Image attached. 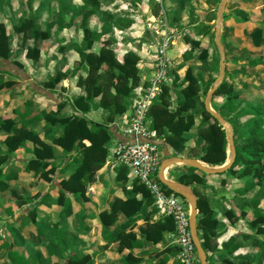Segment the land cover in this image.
<instances>
[{"label":"rangeland","instance_id":"rangeland-1","mask_svg":"<svg viewBox=\"0 0 264 264\" xmlns=\"http://www.w3.org/2000/svg\"><path fill=\"white\" fill-rule=\"evenodd\" d=\"M99 2L100 10L95 16L90 18L87 27L89 31H100L103 12H107L113 16V20L110 22L112 31L109 35H105L99 42H95L89 52L97 56L101 49V43L106 41L108 42L110 40V46H114V49H116L115 52L113 50L112 51L115 53L117 58H124L126 55H128V53H131V55H134L137 58L138 62L140 57L137 56V52H134V50L130 49L129 47L134 43H140L141 45L145 42V47L149 56L148 62H150V72L146 78H144V81H142V76L139 77V84L144 82V84L140 85V88H143L146 84V81L149 80L153 75V62L156 56V47L159 43V39H157L158 37H156V35L152 33L151 30L155 28L157 23H159V20H161L162 16L166 15L167 21L170 23V25H177L187 30L191 29V27L197 26L195 24H198V26L203 28L212 29V33L210 35V49L203 50L201 52V56H199L200 54H193L194 51H192L190 52L192 58L188 60L184 56L182 59L177 56L174 57L176 51L180 49L178 44L173 47V50L169 51V55L173 62L172 73H176L178 77V80L173 82V75L171 74L169 84L167 85L169 89V111H174L178 106V103L182 100L181 92L187 85V83L183 82L187 70H191L192 75L197 79L199 86L200 100L195 104L194 107L188 109L185 112V114L193 115L194 124L191 127L190 132L186 135L189 142L186 144L183 154L186 151H192L194 149V145H199L201 147L203 143L200 141V138L194 131L202 121L201 113L205 110V96L218 77L220 57L218 49L216 47L215 49L212 47L214 46L213 35L216 22V12L221 0H99ZM66 5L80 6V0H67ZM30 7L32 9L35 8V10L43 16L44 20L41 21L40 31H44L47 21L52 22L58 17V0H0V24H3L6 27V33L8 35L14 34L12 32L13 25L18 23L20 17H27V12ZM238 12L243 13L244 17L246 18L237 16L236 13ZM72 15L73 13L69 9H66L63 15V21H69ZM247 21H249L250 24H247ZM37 22L39 23L40 19L37 20ZM80 24L81 16H78L75 19L73 26L63 30L62 33L57 30V25H54L52 27V34L54 36L52 43L49 45V47H47V49L43 50L42 54L38 49V56L35 62L37 61L40 66L41 60L43 59H56L61 61V59H63V55L67 52L70 55H77L74 53L73 49L81 43L84 37L83 31L80 28ZM131 29L133 32H130ZM242 29L249 30L244 31ZM162 35L163 33L160 37H162ZM252 36H256L257 39L260 40L264 36V0H230L226 4L224 10L220 32V43L223 46L225 52V69L222 82L226 81L228 84L233 85L234 93L238 96V98L235 100V104H238L240 109L245 107L254 108L258 106L263 113L264 72L257 71L244 73L243 70L242 73L244 74V78L242 79L239 73L238 75H232L228 69L232 59L236 56L243 55L242 59H257L259 56L264 57V46L260 48L253 46V43L251 42ZM111 42H114V44L111 45ZM34 45L35 43L32 42L30 43V46H20V44H18L16 41H9V46L13 52V55L9 59V64L4 63V65H2L0 62V69L9 70L7 75L8 77L6 78L7 82L3 83H11L12 85L7 86L6 88H12L10 90L19 88L18 84L21 81V77L23 78V73L16 72L15 70L13 71L11 69V65H16L19 70L27 73L31 79L35 77V73L39 70V67L33 71L31 68L34 67L32 64L34 61H29L26 56L27 47H34ZM122 51H124V53ZM133 52L136 54H132ZM21 61H25L27 66L25 64L23 65ZM195 65H198L196 66L199 67L197 68L198 70H196ZM24 67L26 69L28 67V69L31 71V74L28 73L27 70H23ZM59 68L60 69L57 70L58 73H62L67 70V67L65 68V66ZM197 71H200V73ZM66 72L69 75V82L67 81V83H64L65 86L62 84L56 86L55 90L50 92L52 95V102L49 101L51 104H48L46 108V110L53 112V107L56 106V104L57 106L59 104H66L61 111L56 113L58 118L68 116L74 112V103L72 99L77 96L73 97L72 95H76V93H78L77 95L83 94L84 97L86 96L85 89L81 86V83L88 75L87 70L80 69L75 71L74 67H72ZM71 73H74V76H72ZM34 86L35 84L32 83L31 85L25 86V88H27L29 91L30 97H33L34 95L38 96L37 89H33ZM77 87L80 89L79 91L76 90L78 89ZM140 88L134 92V98H131L129 105L124 109L126 114L128 112L130 113L131 106L134 99L137 98ZM248 88L249 90L243 94L242 90H246ZM5 100L6 96L0 95V119L17 120L19 115L17 103L14 102V108H11L13 106L12 103H10L11 100ZM31 101L32 100H29L30 105L28 104L30 109L32 104ZM41 101H46V99L42 97ZM224 101V97H212V109L219 113L221 111V105L224 103ZM159 102L160 97L154 104H158ZM3 103H5V106H3ZM98 103L99 99L96 98L95 105H99ZM24 106H27V103L25 104L24 102L23 107ZM32 110L34 111V109H31V111ZM36 111L38 112V110ZM32 112L27 111L25 115H30ZM222 114H224L227 123L232 129L236 149H240L244 133L250 127L251 118L247 115L245 116L240 114L235 118L229 119L230 116L226 112L222 111ZM20 115L22 114L20 113ZM25 115L23 114L22 116ZM85 117L91 122L101 123L104 121L101 108H92V111L86 114ZM261 121H264V119ZM209 122L212 121L210 120ZM125 123L123 125H125ZM262 125H264V123ZM17 128H20V126L17 125ZM49 132V129L42 126L38 133L39 136L42 137L47 135ZM155 133L157 136H159L157 132ZM8 137H13L12 133L8 134L3 130L0 131V151H7L8 145L6 141ZM22 145L23 147H25L24 145H27L30 149L32 142L27 140L22 142ZM16 151L10 152L9 156L2 157V160L0 161V164L3 167V175L0 177V221L5 215H7V209H11V206H9L10 203L17 204L18 208L21 209L23 207L25 211L28 205L30 206L34 203H39L38 205H41L40 201L43 200V197L46 194L52 199L50 200L48 198L43 204L47 203L46 205H50L49 202L52 200L53 203H58L59 199L57 186L59 185V181L62 179L59 169L62 163L68 159V155L65 154L63 150H56L54 155V165L57 166V168L55 169V174H51V181H47L37 173L28 176L24 174L29 156L24 152ZM175 154L176 153L173 152V156ZM183 154L178 156H183ZM226 155L228 159L227 141ZM23 160L26 162H23ZM173 167L168 169L171 175L174 174V170H170L173 169ZM99 170L95 173V181L93 180L94 182L87 186L84 198L79 197L77 200H74L73 196L68 194L66 200V203L72 204L74 206L75 215L73 216L75 220L80 219L82 215L87 216L89 220L88 224L91 226L90 233L87 234L84 232L80 235H77L75 231V225L77 222L74 224V219L67 220V217L63 213V207L61 206L62 210L57 217V221H59L60 225L62 226H60L61 229L59 231V234L63 239L62 243L58 242L55 246L49 248V239H43L40 237L38 240L34 241L33 238H30L28 242L29 244L27 243V246L30 245V243L32 244V247H29L30 249L27 251V254L30 255L28 258L29 264H37L39 261H42V264H67V257L70 253H74L81 264H87L89 261L91 264H101V203L108 197V191L110 192L116 189L108 187L107 190L101 191L100 183H96V181L100 180L99 177H101V169ZM240 170L241 168H239L238 171ZM181 171L183 170L181 169ZM243 187L244 185L241 187V189ZM197 188L199 192H202V187L198 186ZM255 189L258 191L257 187ZM257 191H251L249 196L244 198L250 199L254 197ZM238 199L239 198H237V204L239 206L240 201H238ZM180 201L183 203L185 202L181 197ZM259 201V205H262L264 211V192H262L260 195ZM30 208L32 209L33 207L30 206ZM243 209H247L249 216L254 219V216L251 213L252 210L250 208L245 207ZM42 210V215H46L47 209ZM42 222H44V220H42ZM2 253L3 254L0 256V264H8L6 262L5 252Z\"/></svg>","mask_w":264,"mask_h":264},{"label":"trees","instance_id":"trees-1","mask_svg":"<svg viewBox=\"0 0 264 264\" xmlns=\"http://www.w3.org/2000/svg\"><path fill=\"white\" fill-rule=\"evenodd\" d=\"M67 0H58L59 11L58 17L52 22H46L44 31H40V26L35 23L34 14L30 7L27 12V17H20L18 23L13 25V33H22L23 40L26 42L29 39H47L50 37V30L54 25H57V30L73 26L75 19L81 16L80 28L83 31V39L81 43L73 49L78 55L79 61L74 70H87L88 75L82 81L81 86L85 89L86 96L83 95L74 97V112L65 117H49L44 111L42 115L47 118L52 125L51 141L54 145L61 148L68 155L66 162H63L59 169L60 174H64L69 170H73V174L68 179L60 181L58 204L63 207V213L69 217L72 214L71 205L67 204L65 192L73 196L75 200L79 197L84 198L86 186L94 180L96 171L104 166L106 158V146L111 141V129L109 123L114 121L116 115L122 114L124 109L129 105L134 89L139 85V73L136 69L137 58L134 55L128 54L123 58L122 63H119L115 55L109 50L110 40L101 43V49L96 56L89 52L95 42H99L110 30V21L112 16L103 12L102 26L100 31H89L87 25L91 17L95 16L100 10L99 0H80V6H68ZM66 9H69L73 15L69 21H63V15ZM38 14V13H36ZM11 35L6 33V27L0 24V59L9 60L12 57V50L9 46ZM27 58L35 61L38 56L36 47H27ZM246 64L251 67L264 66V59L247 60ZM74 75V73H72ZM173 82L178 80L176 73H172ZM65 75L57 74L55 77L49 78L45 83V87L53 89ZM183 82L187 83L181 92L182 100L174 111H169V89L163 87V93L158 104H153L148 118L151 120L150 128L155 130L159 137L164 139L165 143L173 150L175 156L182 155L186 144L189 142L187 134L190 132L194 124L193 115L185 114V112L194 107L200 100L199 86L197 79L192 75L191 70H187ZM11 83L0 82V90L5 86H11ZM213 97H224L225 101L221 105L219 114L226 120L223 112H226L230 118L236 116L249 115L251 110L248 108L240 109L235 100L238 96L234 93L232 84L226 81L222 82L219 88L214 93ZM99 99V105H95V99ZM61 105V108L65 106ZM92 108H102L107 112L106 119L101 122H91L86 119L85 115L92 111ZM256 111V110H255ZM254 111V112H255ZM202 121L196 127L195 133L200 138L203 145H194V151H186L183 154L184 158L198 159L207 165L217 167L223 165L227 160L226 155V135L219 123L205 110L201 113ZM212 122H209V121ZM40 121V116L36 115L30 119L22 120L21 127L17 128V122L11 119H0V131L3 130L8 134L12 133L13 137H8L6 143L7 151H0V161L2 157L9 156L10 152H14L19 148H23L22 142L30 140L32 146L26 149L32 155L27 161L25 167L26 172L35 171L39 173L47 181H51V174H55L57 166L54 165V149L52 146L42 142L38 136L28 130L27 124H34ZM48 138V137H47ZM84 141H88L89 145H85ZM235 143V142H234ZM239 168H241L240 171ZM181 172L171 180L184 184L190 187L197 197V234L202 242V247L208 250V241L214 234V223L216 212L209 209V201L206 196L198 191V186L205 187L206 175L191 167H182ZM126 168L119 167L117 169V180L120 181L122 174H125ZM197 172L200 173L197 174ZM225 173L234 175L236 178L245 180L244 191L246 194L256 187L257 193L250 199H241L239 206L241 208H250L256 220L264 223V211L259 207V197L264 189V127L259 118L250 121V127L244 133L240 149H236V159L232 167L219 175ZM3 175V167L0 164V177ZM169 194H174L164 186ZM141 197L140 201L135 202L136 212H141L144 206H152L154 200L150 196L146 187L137 179L132 183V189L128 193L127 202L116 200L111 212L103 211L100 213V219L103 227L107 228L109 224L117 220L118 210L122 214L129 215L131 204L137 196ZM49 198L45 195L42 204ZM126 203V206H124ZM36 207L30 210L29 214H34ZM109 219V220H108ZM138 215L133 216L127 222L119 224L114 229L116 237H120L125 231L130 228L137 220ZM171 223L174 227L172 218L165 217V221ZM59 230V222L56 221L49 228H37V234L44 237L53 236L57 241H63ZM86 230V229H85ZM88 230V229H87ZM264 232V229H263ZM50 238V237H49ZM111 242L115 237L110 238ZM1 241V237H0ZM57 242L51 240L50 247L55 246ZM264 247V246H263ZM1 248L8 249L5 243L1 244ZM50 252V249H49ZM232 252V250L230 251ZM264 258V252H263ZM6 257L12 264H29V259L14 251H8ZM67 264H81L76 255H68ZM42 264V261L37 262ZM87 264H91L89 261Z\"/></svg>","mask_w":264,"mask_h":264},{"label":"crops","instance_id":"crops-1","mask_svg":"<svg viewBox=\"0 0 264 264\" xmlns=\"http://www.w3.org/2000/svg\"><path fill=\"white\" fill-rule=\"evenodd\" d=\"M31 12L34 14L35 23L40 26L41 21L44 20L43 16L40 15L35 10V8H33ZM236 14L239 17L246 18L241 12H238ZM39 19L40 22L38 23L37 20ZM112 20H113V16H112ZM246 23L250 24L249 21H247ZM171 25L180 29L184 34L183 36L179 37L173 45L174 47L175 45L178 44L180 47V49L176 51V53L174 54V57L177 56L182 59L184 56L188 60L192 58L190 52L194 51L193 54H197V55L200 54L199 56H201L202 54L201 52L203 50L210 49V35L212 33V29L200 27L198 26V24H195L197 26L191 27V29L188 30L177 25H173V24ZM242 30L246 31L249 29H242ZM62 31L60 32L62 33ZM111 31L112 29L110 24V30L107 35H109ZM130 32H133V30L131 29ZM53 38L54 36L52 34V29H51L50 37L47 39H37L35 41L29 39L26 42H24L22 33H14L11 35L10 40L14 42L16 41L18 44H20V46L23 45L30 46V43L33 42L35 43L34 47L39 49L40 53L42 54L43 50L47 49V47H49V45L52 43ZM251 39L253 46H255L256 48H260L264 46V36L263 38H261V40L257 39L256 36H252ZM213 43H214V35H213ZM113 44L114 42H111V45ZM134 44H131L129 48L134 50V52H137V56L140 57V59L136 64V68L138 70L139 77L142 76L143 77L142 81H144V78H146V76L150 72V62H148L149 56L147 53L148 51L145 47L146 43L144 42L141 45L140 43H136L135 45ZM173 47L171 48V50H173ZM215 47L216 46L214 44L212 48L215 49ZM109 50L113 53V51L115 52L116 49H114V46L113 47L110 46ZM122 52L124 53V51ZM134 52L132 54H136ZM113 54L115 55V53ZM242 56L241 55L236 56L237 58L235 57L232 59L230 66L228 67L230 74L238 75L239 73V75L243 79L244 78V74L242 73L243 70L244 73L257 72V71L264 72V66L261 65L255 67L248 66L246 64V61L251 60L252 58L242 59ZM78 58L79 57L77 55H70L67 52L63 55V59H61V61H58L56 59L54 60L43 59L41 60L40 66L37 63V61L32 62L31 60H29L34 65V67L32 68L30 67L33 71L39 67V70L35 73V77L32 79L29 77L27 73H25L22 70H19L16 65L13 66L11 65V69L13 71L15 70L16 72L23 73V78L21 77V81L18 84L19 86L15 85L18 86L19 88L10 90L12 88H6L7 86H5L0 90V95L6 96V100L8 99V101L11 100L10 103H12L13 105L11 108H14V102L17 103L18 106L17 109L19 110L18 112L19 115L17 117V120L14 119L11 120L17 122V124L20 127L23 119L24 120L30 119L36 115L40 116V121L34 124H27L26 127L28 128V130L35 133L42 142L52 146L53 149L55 148L54 155L57 149L60 151H62V149L52 143L51 132L53 130V127L49 123L47 118L42 115V111H44L49 117L58 118L57 117L58 115H56V113L62 110L61 104H59L58 106L56 104V106L53 107V112L46 110L48 104H51L49 101L52 102V95L50 92L52 90H55V87L60 84L65 86L64 83H67L69 79V75L67 74L66 71H68V69H71L72 67L75 68V66L78 63ZM115 58L119 63H122L123 58L119 59L117 58L116 55ZM259 58L264 59V57L262 56H259ZM0 62L2 65H4V63L9 64V60L0 59ZM21 62L23 63V65L27 64L25 63V61H21ZM62 66H65V68L67 67V70L64 71L65 73L62 72L63 75H65V78L61 80L53 89L45 87V83L48 82L49 78L55 77L57 74H61L58 73L57 70H59L60 69L59 67ZM196 66L198 65H195L196 70H198L197 68L199 67ZM23 70H27L28 73L31 72L28 69V67L27 69L24 67ZM197 72L200 73V71ZM8 73L9 70L0 69V82H7L6 78L8 77L7 76ZM36 82H40V83H36ZM31 83L35 84L33 89H37L38 96L34 95L33 97H30L29 91L27 90V88H25L26 85H31ZM40 84H42L43 87ZM141 84H144V82H141L139 86H137L134 89L132 95L135 94L134 92H136L137 89L141 87L140 86ZM249 88L246 90L243 89L242 90L243 94L246 93L249 90ZM76 90L79 91L80 89L78 88ZM77 94L78 93L72 96L73 97L80 96ZM42 97H44L46 101L42 102L41 101ZM29 100H32L31 109H34V111L32 110L33 112L28 107ZM24 102L25 104L27 103V106H24L25 109L23 107ZM3 106H5V103H3ZM245 108L251 110V113L247 115L251 118V120L257 118H259L260 120L264 119L263 116L264 112L262 113L260 107L257 106L254 108L252 107H245ZM36 110H38V112ZM27 111L32 113L30 115H25ZM101 112L103 113V117L105 120L108 114L102 108H101ZM20 113L22 115L24 114L25 116L20 115ZM124 113L125 112L116 115L114 121L109 123V128L111 129V133H112L111 141L108 144V146H106L107 151H106L105 163L104 166L101 168V175H100L101 177H99L100 180L96 181V183H100L101 191L107 190L108 187L114 188L116 190L110 192L108 191L107 193L108 197L105 199V201H102L101 203V213L103 211H106L107 213L111 212V209L116 200L127 202L128 193L132 189V183L134 180H136L132 176V174L126 169L125 174H122V176L120 177V181H118L117 180L118 168L110 169L107 166V162L112 157L115 141L119 138V129L127 121L126 120L128 119L127 116H129L130 114L129 112L127 114ZM261 122L262 124L264 123V121ZM150 124H151V120L149 119V127ZM42 126L49 129L50 132L47 135L41 137L39 136L38 132L40 131ZM262 126L264 127V125ZM154 132L156 131L154 130ZM160 139H161L160 147H161L163 159L167 157H172L173 150L165 143L164 139H162L161 137ZM84 144L89 145V142L84 141ZM24 146L25 147L23 148L17 149L16 152H24L26 153V155L29 156V159L32 158V155L26 151V149H29V147L27 145ZM176 157H183V156L177 155ZM24 161L25 160H23V162ZM182 167L183 165H176L175 167H173V169H170V170H174L173 175H171L169 170L166 171L165 173L166 178L169 180L175 178L177 175L183 172L181 171ZM24 174L28 176V175L36 174V172L24 171ZM72 174H73V170H69L64 174H60L62 178L61 180L68 179ZM197 174L200 175L199 172H197ZM204 180H205L204 183L205 187L201 189L202 191L201 193H203L208 199L209 209L216 212L214 229H213L215 236L210 237L208 241V250L206 251L204 250L207 256V264H264V258L262 256L264 252V247H263L264 223H261L260 220H256L255 218L254 219L251 218L249 216V213L247 212L248 210L241 208V206H238L237 204V198H239L238 201H240L239 203H241L242 201L241 199H244V197H248L249 194L251 193L250 191L244 194L243 193L244 187L241 189V187L245 185V180L238 179L234 175L228 173H225L223 175H210L206 177ZM60 181L58 183L59 185H60ZM94 181L88 183L87 186L91 185ZM59 185L57 186L58 189L57 192H59L60 190ZM252 191L256 192L257 189H254ZM65 193L67 200L68 193L67 192ZM49 199L51 200L52 198L49 197ZM140 200L141 197L138 195L133 203H127V205L131 204V209L129 210L128 213L129 215L125 216L124 214L121 213L120 210H118L117 220L109 224L107 228L103 227L101 221V264H181L179 261V249L175 244V239H174L175 228L171 223L164 222L165 216L161 214V212L159 211V209L156 207L155 204H153L152 206H144V204L141 203L143 210L141 212H136L137 206L135 202ZM43 203L41 205H38L39 203H34L30 205L32 207H36L34 214H29L31 210L29 205L26 207L24 211L23 207L22 209L18 208L17 204L14 203L9 204V206H11V209L10 208L7 209V215H5L0 221V237H1L0 256L1 254H3L2 252H5V258L8 264H12L10 260H8L6 257V253L8 251H14L26 258H29L30 255L27 254V251L32 247L31 246L32 244L30 243V245L27 246V243L29 242L30 238H33L35 241L38 240L40 237H42L43 239L44 238L49 239V242L53 240L58 243L57 239H55L53 236H49L50 237L49 238L37 234L36 230L38 227L50 229L53 226V224L57 221V217L62 210L61 205H59L58 203H53V200L49 202L50 205H46L47 203L46 204ZM70 205L72 209V214L69 217L66 216L67 220L74 219L73 215H75L74 206L72 204ZM40 206L43 208H41ZM124 206H126V203ZM259 207L263 210L262 205H259ZM42 209H47L46 215H42L43 214ZM135 215H138L139 219L130 228H128L124 234H122L120 237H116V235L114 234V229L119 224L127 222L130 218H132ZM42 220H44V222H42ZM73 221L74 224L77 222L75 225V231L77 235H80L81 233L84 232L87 234L90 233L91 226L90 224H88L89 220L87 216L82 215L80 219L78 220L74 219ZM60 226L61 225L59 223V230L57 234H59V231L62 227ZM112 236L115 237V240L111 242L110 238ZM2 243H5L8 246V249L1 248ZM200 243L202 245L201 241ZM231 250L232 252H230ZM69 255H74V253H70Z\"/></svg>","mask_w":264,"mask_h":264},{"label":"built area","instance_id":"built-area-1","mask_svg":"<svg viewBox=\"0 0 264 264\" xmlns=\"http://www.w3.org/2000/svg\"><path fill=\"white\" fill-rule=\"evenodd\" d=\"M151 32L159 39L153 62V75L146 81L145 86L139 89L129 117L119 129V138L115 142L107 166L110 169L126 168L146 187L161 214L173 220L174 239L179 249L180 263L199 264L190 231L189 205L185 200L184 203L181 202L179 196L167 193L164 185L158 180L159 167L163 161L161 139L150 129L148 118L152 105L161 97L163 87L169 84L171 78L173 62L169 51L184 34L168 23L166 15L162 16Z\"/></svg>","mask_w":264,"mask_h":264},{"label":"water","instance_id":"water-1","mask_svg":"<svg viewBox=\"0 0 264 264\" xmlns=\"http://www.w3.org/2000/svg\"><path fill=\"white\" fill-rule=\"evenodd\" d=\"M228 1L229 0H221V3L216 12V22H215V29H214V44L216 48L218 49V53L220 57L219 71H218L217 79L214 81L211 89L207 92L205 99H204L205 111L208 114H210L225 131L226 141H227V146H228V159L223 165L213 167V166H209L205 164L204 162L198 159L172 156V157H167L163 159L159 167V171H158V180L160 181V183L163 184L167 189H169L175 195L185 200L187 204L189 205L190 231H191L193 243L196 247L199 264H207V256L199 241L198 234H197V214H198L197 197L190 187L184 184H181L179 182L167 179L165 176V173L170 167H173L176 165H183L186 167L194 168L206 175H219V174H222L228 171L232 167L236 159V147H235V143L233 139L232 129L227 123V121L219 113L214 111L211 107V99L214 96V93L216 92V90L221 85L223 78H224L225 52H224L223 46L220 43V32H221L222 17H223L224 10H225V7Z\"/></svg>","mask_w":264,"mask_h":264}]
</instances>
